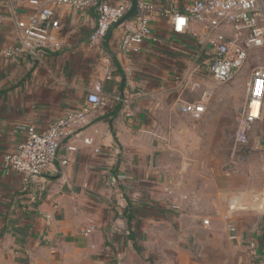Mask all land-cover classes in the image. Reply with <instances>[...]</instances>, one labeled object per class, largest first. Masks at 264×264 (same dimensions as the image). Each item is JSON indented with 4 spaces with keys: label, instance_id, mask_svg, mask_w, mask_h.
Listing matches in <instances>:
<instances>
[{
    "label": "crops",
    "instance_id": "obj_1",
    "mask_svg": "<svg viewBox=\"0 0 264 264\" xmlns=\"http://www.w3.org/2000/svg\"><path fill=\"white\" fill-rule=\"evenodd\" d=\"M150 1L155 6L151 38L131 54L119 47L134 28L135 14L90 46L95 11L60 6L55 8L60 27L49 32L48 48L34 56L4 57V49L20 43L15 21L48 4L0 0L5 18L0 33V165L23 141L27 127L45 130L67 111L87 105L97 86L103 99L72 136L62 139L56 159L37 183L26 185L19 174L0 170V264H195L176 243H166L162 236L156 245L152 237L155 229L173 230L161 212L168 214L174 203L185 210L188 203L167 193L172 177L164 160L178 154L176 138L197 127L181 107L203 98L205 111L195 119L210 123L209 110L216 104L204 103L207 91L211 99L218 91L233 95L238 83L217 89L224 84L208 73L210 53L199 24L191 22L185 34L172 31L170 14L182 12L193 0ZM251 81L252 74L248 88ZM256 123L264 124V102ZM260 166L264 171V161ZM218 206L206 212L208 232L221 220ZM184 216L200 218L183 215L181 231L186 230ZM258 221L247 233L231 222L239 234L237 244L246 239L252 264L248 243L255 240L264 250V227L255 229ZM90 225L95 231L85 235Z\"/></svg>",
    "mask_w": 264,
    "mask_h": 264
},
{
    "label": "built area",
    "instance_id": "obj_2",
    "mask_svg": "<svg viewBox=\"0 0 264 264\" xmlns=\"http://www.w3.org/2000/svg\"><path fill=\"white\" fill-rule=\"evenodd\" d=\"M48 6L38 8L35 12L15 21L21 39L18 45L8 46L3 50L4 57L14 54L34 56L48 48L49 32L57 30L60 23L55 15V8L64 6L74 11L85 12L93 9L96 21L88 44L90 46L102 41L107 33L127 13L129 3L113 4L109 0H44ZM36 4V3H35ZM155 13V6L150 0H138L134 18V28L126 33L120 41V51L131 54L145 40L151 38L150 17ZM5 18L0 15V33ZM197 23L206 36L210 59L207 65L210 77L218 84H227L235 77L247 60L249 51H264V0H193L182 12H172L170 23L175 34H185L191 25ZM107 67L105 72L110 73ZM100 87L87 97V105L70 110L51 123L45 130L34 127L26 128L23 141L14 151L4 155L0 170L13 171L21 176L24 183L35 184L57 157L62 139L70 137L78 127L85 123L89 114L102 106L99 96ZM249 103L242 112V121L238 126L236 142L243 144L245 135L256 123L262 113L264 101V64L252 72ZM205 111L202 101L187 103L181 112L200 117ZM89 144V140H85ZM72 150V149H71ZM66 161H62L65 164ZM170 195L171 191H167ZM208 221L205 220L204 224ZM90 225L83 233L89 235L95 231ZM227 235L232 243L239 242V234L231 225L227 226ZM248 250L254 264H264V250H260L255 240L248 243Z\"/></svg>",
    "mask_w": 264,
    "mask_h": 264
},
{
    "label": "rangeland",
    "instance_id": "obj_3",
    "mask_svg": "<svg viewBox=\"0 0 264 264\" xmlns=\"http://www.w3.org/2000/svg\"><path fill=\"white\" fill-rule=\"evenodd\" d=\"M262 64L264 51L252 49L237 76L217 87L218 90L230 88L236 80L238 88L233 95L218 91L216 98L211 99L207 91L204 103L208 107L216 104L209 110L213 114L210 118L214 120L202 124L200 119L193 118L191 124L197 123V127L187 135L177 137L174 148L178 154L164 160L171 168V197L183 198L188 203L185 210L174 203L168 214L157 211L174 231L168 227L155 229L152 237L156 245L157 237L161 240L162 236L166 243H176L195 264H252L246 239L241 245L232 243L224 226L225 223L231 226L234 221L242 233H247L251 228L249 225L255 224L258 218L259 227L256 225L255 229L264 227V171L260 169L264 161V124L254 123L245 135V142H236L242 121L239 111L244 112L249 103L247 80ZM194 201L198 202L195 206ZM217 203L219 206L215 210L222 212L221 220L215 221L217 227L208 232L209 226L204 224L206 212H212L211 207ZM188 213L198 214L200 218L189 221L184 216L186 230L181 231L178 228L180 218ZM243 214H247L246 218ZM193 222L197 223L196 227Z\"/></svg>",
    "mask_w": 264,
    "mask_h": 264
},
{
    "label": "water",
    "instance_id": "obj_4",
    "mask_svg": "<svg viewBox=\"0 0 264 264\" xmlns=\"http://www.w3.org/2000/svg\"><path fill=\"white\" fill-rule=\"evenodd\" d=\"M137 5H138V0H130V4H129V8L127 10V13L124 15V17L122 18L120 23L127 20L128 18L132 17L136 13Z\"/></svg>",
    "mask_w": 264,
    "mask_h": 264
},
{
    "label": "trees",
    "instance_id": "obj_5",
    "mask_svg": "<svg viewBox=\"0 0 264 264\" xmlns=\"http://www.w3.org/2000/svg\"><path fill=\"white\" fill-rule=\"evenodd\" d=\"M130 208V207H129Z\"/></svg>",
    "mask_w": 264,
    "mask_h": 264
}]
</instances>
